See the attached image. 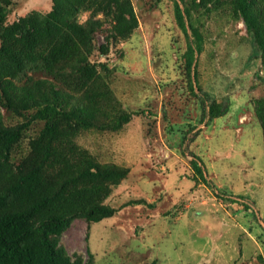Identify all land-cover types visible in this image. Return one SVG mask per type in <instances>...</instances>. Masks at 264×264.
Masks as SVG:
<instances>
[{
    "label": "rangeland",
    "instance_id": "rangeland-1",
    "mask_svg": "<svg viewBox=\"0 0 264 264\" xmlns=\"http://www.w3.org/2000/svg\"><path fill=\"white\" fill-rule=\"evenodd\" d=\"M101 1L85 0L78 21L105 7ZM131 4L138 20L132 34L108 42V31L99 32L89 57L94 76L109 84L131 118L119 130L83 131L78 142L102 163L129 168L106 204L143 198L151 205H128L99 222L78 218L60 244L82 264H264V143L255 111L264 96V65L254 35L230 4L202 18L194 13L206 35L204 50L193 51L199 91L186 70L192 52L173 0ZM52 7L53 0H13L4 27ZM107 9L97 18L105 19ZM108 18L104 29L114 23ZM212 100L224 109L214 119L208 114ZM0 109L7 124L21 122ZM40 128L26 131L21 149ZM193 160L208 182L195 177Z\"/></svg>",
    "mask_w": 264,
    "mask_h": 264
},
{
    "label": "trees",
    "instance_id": "trees-1",
    "mask_svg": "<svg viewBox=\"0 0 264 264\" xmlns=\"http://www.w3.org/2000/svg\"><path fill=\"white\" fill-rule=\"evenodd\" d=\"M102 2L106 6L100 9L111 8L105 19L97 18L99 9L79 22L85 0H53L49 13L32 11L4 27L13 0H0V105L21 117V122L7 124L0 109V264H82L80 256L73 259L60 244L74 220L99 222L128 205H151L143 198L121 207L106 204L129 168L102 163L78 142L83 131L119 130L132 115L119 106L109 84L94 76L89 57L99 32L108 31V42L126 39L138 20L131 0H103L100 7ZM173 2L177 24L192 52L186 70L197 78L199 91L194 53L204 50L206 35L194 13L202 18L212 8L230 4L233 15L242 18L254 35L264 65V0ZM108 15L114 23L104 29ZM108 46L100 50L106 53ZM255 111L264 143V96L255 101ZM208 114L211 119L223 115L222 104L210 101ZM35 124H41L38 136L24 151L20 143ZM16 149L21 161L15 168ZM192 163L195 177L208 182L199 162Z\"/></svg>",
    "mask_w": 264,
    "mask_h": 264
}]
</instances>
